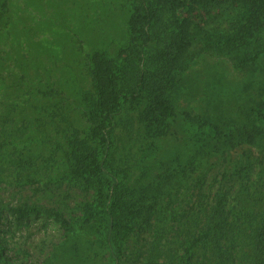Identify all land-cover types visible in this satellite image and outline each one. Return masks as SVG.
<instances>
[{"label":"rangeland","instance_id":"rangeland-1","mask_svg":"<svg viewBox=\"0 0 264 264\" xmlns=\"http://www.w3.org/2000/svg\"><path fill=\"white\" fill-rule=\"evenodd\" d=\"M136 3L0 0V113L16 108L27 119L38 114L43 123L0 126V199L6 204L0 215V240L5 253L20 264H47L53 251L62 252L61 246L69 243L65 226L45 209H58L69 217L80 212L79 204L91 199L92 188L80 177L68 174L66 165L75 161L74 138L87 136L95 120L89 105L95 92L92 54L100 51L114 55L127 44L128 18ZM220 13V7L210 11L178 10L177 17L185 20V27L200 30L202 39L217 45L201 49L200 39L192 42V61L181 76L186 87L175 100L169 133L148 136L139 115L143 105L123 103L111 126L108 161L128 187L139 190L144 184L163 180L168 167L174 168L168 166L167 154L179 146L187 183L174 184L179 190L172 201L177 207L191 210L190 206L197 208V204L212 200L218 186L222 187L223 174L234 172L250 156L254 163L239 169L246 172L244 177L235 175L228 184L227 207L233 215L240 183L263 190L264 155L252 148L251 154L243 155L244 146L249 145L246 142L221 145L224 137H218L212 128L238 126L254 116L255 111L247 116L245 112L262 84L258 74L264 79V67L252 75L250 60L264 48V39L256 43L244 38L236 24L220 20ZM166 21L167 17H162L151 29L154 38L144 44L147 54L162 46L168 34ZM258 35L264 36V27ZM256 60L264 66V53ZM219 115L224 117L215 119ZM208 134L213 146L202 148ZM173 165L176 167L177 161ZM201 170L205 176L198 180ZM25 200L37 203L40 209L17 218L10 206ZM134 239L130 237V243ZM84 252L90 258L82 264H110L108 252L100 246L85 248ZM75 258L65 253L60 264H74Z\"/></svg>","mask_w":264,"mask_h":264},{"label":"trees","instance_id":"trees-1","mask_svg":"<svg viewBox=\"0 0 264 264\" xmlns=\"http://www.w3.org/2000/svg\"><path fill=\"white\" fill-rule=\"evenodd\" d=\"M219 7L220 20L236 24L243 30L244 38L256 43L264 39L258 35L264 27V0H137L128 18L127 44L114 55L93 52L90 69L95 92L89 105H92L95 120L92 119L87 136L74 138L75 161L66 165L68 174L80 177L92 188L91 199L79 204L80 212L69 217L58 209L44 210L58 217L69 241L61 246L62 252L53 251L47 264H60V257L65 253L77 256L74 264H82L90 258L85 248L96 245L108 252L110 264H264V188L252 190L240 183L234 196L237 210L230 215L227 207L228 184L235 175L244 177L246 172L239 169L254 163L250 156L242 161L240 168L223 174L222 187L218 186L212 200L202 206L197 204V208L190 206L191 210L177 207L172 201L179 190L174 184L187 183L179 146H175L174 153L167 154L170 155L168 166L174 168L168 167L169 172L162 174L163 180L144 184L139 190L128 187L108 161L111 126L126 101L132 106L143 105L139 115L148 136L159 137L172 130L169 120L174 115L175 100L186 87L181 76L192 61V42L200 39L201 49H214L217 45L213 40L202 39L200 30L186 28L185 20L178 18L176 13L179 9L210 11ZM162 17H167L168 34L161 47L147 54L144 44L154 38L151 29ZM261 53L264 48L250 60L252 75L264 67L256 62ZM258 78L262 84L252 98V106L245 112L247 116L255 111L249 122L212 128L218 137H224L221 145L249 143L242 152L246 156L252 149L264 155V79L260 72ZM7 111L11 114L0 113V126H43L38 114L27 119L16 108ZM223 117L219 115L215 119ZM208 136L202 148L213 146ZM199 175L198 180H202L204 170ZM5 205L0 199V215ZM260 205L262 208H255ZM10 208L17 218H22L30 211H38L40 206L25 200ZM130 237H135L131 243ZM0 264H20L5 253L1 240Z\"/></svg>","mask_w":264,"mask_h":264}]
</instances>
